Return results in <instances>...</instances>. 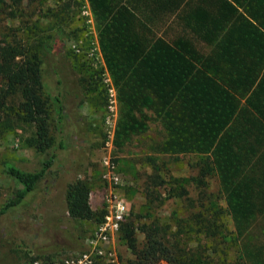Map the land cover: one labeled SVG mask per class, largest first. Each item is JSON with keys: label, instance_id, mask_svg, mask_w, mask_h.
<instances>
[{"label": "trees", "instance_id": "16d2710c", "mask_svg": "<svg viewBox=\"0 0 264 264\" xmlns=\"http://www.w3.org/2000/svg\"><path fill=\"white\" fill-rule=\"evenodd\" d=\"M86 1L121 106L115 145L144 132L146 121L139 113L150 110L162 130L152 150L173 159L195 156L196 186L202 192L205 177L213 174L224 203H215L217 198L192 203L193 210L185 217L173 215L171 222L155 217L135 225L132 219L123 222L121 238L133 254L127 264H264V240L248 236L255 219H264V0ZM163 24L167 28L160 32ZM52 41L54 47L57 39ZM20 55L11 44H0V128L16 125L12 116L33 124V136L24 145L45 158L37 170L5 164L16 186L0 217L9 210L25 215L22 208L37 197V184L54 156L38 90L51 99L59 128L64 96L74 95L55 69L56 89L50 90L41 60ZM62 144L59 140L57 147ZM148 161L155 169V158ZM169 191L170 196L185 194L179 185ZM65 202L70 217L94 224L102 220L103 210L90 207L81 180L66 184Z\"/></svg>", "mask_w": 264, "mask_h": 264}, {"label": "rangeland", "instance_id": "374dc122", "mask_svg": "<svg viewBox=\"0 0 264 264\" xmlns=\"http://www.w3.org/2000/svg\"><path fill=\"white\" fill-rule=\"evenodd\" d=\"M166 25H160L159 31H164ZM3 43L11 44L22 54L17 58H39L42 79L48 82L50 90L56 89L51 75L55 69L64 89H74V95L64 96L65 116L59 128L51 99L44 89L38 90L44 101L47 137L54 156L37 184V197L22 208L25 215L20 218L15 214L17 210H9L0 217V264H62L66 257L84 249L86 238L103 220L106 200L109 206L122 202L126 215L118 222L110 242L98 246L102 254L95 256L92 264H127L133 257L121 238L120 227L127 220L132 219L134 225L147 217H155L160 223L171 222L173 215L185 217L194 209L192 203L204 205L209 198H217L215 203L224 206L213 174L205 177L202 192L196 186L195 156L184 154L173 159L152 150L162 130L150 110L142 109L139 113L144 116L146 130L132 135L120 146L115 145L121 106L86 0H1L0 44ZM110 84L114 89L112 96L107 90ZM16 102L14 97L12 103ZM11 120L16 125L0 128V208L16 186L6 174L5 164L37 170L45 158L34 147L24 145L25 139L33 136L34 125L17 122L14 116ZM59 140L63 141L60 148ZM149 157L155 158L157 168H153ZM108 165H112L117 176L116 183L107 176ZM156 175L162 184L152 182L158 180ZM75 179L85 183L90 207L103 210L99 223L67 214L65 187ZM175 185L185 190L183 196L169 195ZM221 219L232 230L226 213ZM135 235L141 243L142 234L135 230ZM248 236L264 240V219H255ZM108 251L113 255L109 256Z\"/></svg>", "mask_w": 264, "mask_h": 264}, {"label": "built area", "instance_id": "2783aa9c", "mask_svg": "<svg viewBox=\"0 0 264 264\" xmlns=\"http://www.w3.org/2000/svg\"><path fill=\"white\" fill-rule=\"evenodd\" d=\"M107 90L109 95L112 96L114 89L111 84ZM109 119L110 117L107 116L106 121L108 122ZM107 176L113 183H116L117 176L112 169V165H108ZM125 215L126 207L122 202H117L113 206H109L108 200H106L103 220L86 238L84 249L75 255L66 257L62 264H92L93 258L102 254L98 246L110 242L114 232L117 230L118 222L123 220ZM107 254L109 256L113 255L111 251H108Z\"/></svg>", "mask_w": 264, "mask_h": 264}, {"label": "crops", "instance_id": "0c3cea01", "mask_svg": "<svg viewBox=\"0 0 264 264\" xmlns=\"http://www.w3.org/2000/svg\"><path fill=\"white\" fill-rule=\"evenodd\" d=\"M91 206V205H90Z\"/></svg>", "mask_w": 264, "mask_h": 264}]
</instances>
